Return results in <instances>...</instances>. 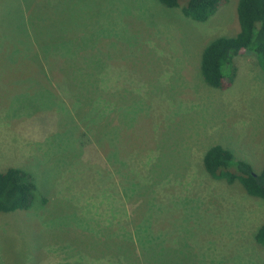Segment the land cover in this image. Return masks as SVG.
<instances>
[{"label":"rangeland","instance_id":"1","mask_svg":"<svg viewBox=\"0 0 264 264\" xmlns=\"http://www.w3.org/2000/svg\"><path fill=\"white\" fill-rule=\"evenodd\" d=\"M29 1L0 0L7 29L0 171L30 173L37 197L27 211L0 213V264H264L256 241L263 200L238 182L214 188L201 204L192 195L198 155L212 144L229 143L256 172L264 165V74L256 58L237 59L226 90L209 87L198 70L211 40L240 31L238 0L204 23L159 0L38 2L53 9L62 31L52 28V11L38 9V37L76 43L73 66L88 63L101 78L96 90L74 88L86 102L82 112L66 99L64 57L49 60L53 89L45 83L51 79L31 74L36 43L8 38L10 14Z\"/></svg>","mask_w":264,"mask_h":264},{"label":"trees","instance_id":"2","mask_svg":"<svg viewBox=\"0 0 264 264\" xmlns=\"http://www.w3.org/2000/svg\"><path fill=\"white\" fill-rule=\"evenodd\" d=\"M40 1L42 0H30L26 11L20 9L19 13L10 14L13 21L11 20L12 27L10 34L8 33V38L19 41V35L21 38L27 35L31 42L36 43L35 50L28 57V63L32 69L31 71H33L31 74L36 77L43 75L45 78L51 79L54 70L49 60L56 59V56L64 57L66 68L63 66L65 61L59 67L64 74L62 76L68 78L66 84L68 85L67 89L69 88L70 98L74 100L72 104L82 112L81 107L86 106V102L81 93L75 91L74 88L87 84L88 88L92 87L96 90L98 84L101 83V78L99 81V78L91 73L94 71L88 70V63L85 68H83L84 62H79V65L76 63V66H73L74 57L71 54L75 52L74 46L76 43L72 44L69 39L59 38L58 36L55 42L54 38L38 37V32H36L34 26L42 18L41 15L38 16L39 10L45 13H47V10L52 11L53 15H49L47 18H50L51 26L57 33L62 32L58 30L57 19L54 20L56 13L53 9H39L38 2ZM159 2L168 8L178 9L181 11L182 16L187 19L204 23L217 13L222 6L228 4L230 0H159ZM237 15L240 26L238 34L235 37L213 39L202 52L200 67L202 79L209 87L217 90H226L232 86L236 78L235 62L242 54L253 55L264 74V0H238ZM60 17V20L64 22L66 12H61ZM24 20L26 21V31L28 33L23 30ZM67 32L63 31V35ZM6 33V28L3 30L0 28V41L6 38ZM11 54L18 56L13 48L10 50ZM39 57L43 58L42 62H39ZM13 63H15V70H25L19 68L18 61H13ZM103 70L104 67L102 66L100 73ZM75 71L82 74L80 76L76 74L71 79L70 76ZM51 81L52 79L45 83L53 88ZM101 91L103 92V90ZM115 95L114 93L110 96L114 97ZM110 96L109 100L115 102L114 99H110ZM51 97L56 99V92ZM33 114L35 113L31 110L29 116ZM203 166L212 179L229 185L238 182L249 196L264 201V165L260 172H256L246 161L235 159L234 154L224 146L214 145L207 150L203 159ZM36 197L37 185L30 173L15 167L0 171V213L27 211L33 207ZM256 241L264 246V226L258 231Z\"/></svg>","mask_w":264,"mask_h":264},{"label":"crops","instance_id":"3","mask_svg":"<svg viewBox=\"0 0 264 264\" xmlns=\"http://www.w3.org/2000/svg\"><path fill=\"white\" fill-rule=\"evenodd\" d=\"M237 59H236V61H237ZM200 67H201V58H200V66H199V69H198L199 71H200ZM200 73H201V71H200ZM69 93H70L69 91L66 92V99L72 103L73 101H72V98H70V94ZM186 101L187 100H184V102H186ZM187 104H190V102L187 101ZM29 113L31 114V111ZM35 114H33V115H35ZM99 136L102 137L101 135H99ZM97 142H100V140L97 141ZM219 143H221V144H219ZM224 143H226V142H217V143L212 144L211 146H209V148H211L214 145H222V144H223L222 146L227 148V146H225ZM226 144L230 145L229 143H226ZM209 148L203 150L202 153H200L198 155L199 160L196 162L197 173L195 174L194 182H193V186H194V189H195V194H192L194 196L193 199L195 200L196 205H197V202H199L201 204L202 201H204V199H203L204 197L210 198L211 196H213L212 195V191H213L214 188H216V187H218V186H220L222 184H227L225 182L216 181V180L212 179L208 175V173L205 171L204 166H203V159H204V156H205V154H206V152H207V150ZM227 149H229V148H227ZM112 151H113V147L111 148V152ZM100 155H102V154L100 153ZM96 165H98V164H96ZM233 185H235V184H233Z\"/></svg>","mask_w":264,"mask_h":264}]
</instances>
